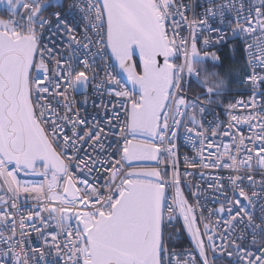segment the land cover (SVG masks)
I'll list each match as a JSON object with an SVG mask.
<instances>
[{"label": "snow or ice", "instance_id": "1", "mask_svg": "<svg viewBox=\"0 0 264 264\" xmlns=\"http://www.w3.org/2000/svg\"><path fill=\"white\" fill-rule=\"evenodd\" d=\"M0 4L9 13L0 18V264H264V0ZM49 8L60 9L52 13L66 37L59 51L43 40L52 25L45 17ZM241 36L251 69L245 83L253 94L227 109L242 106L247 114L231 115L223 131L219 123L205 128L211 98L227 87L224 76L207 67L222 66L220 52L209 49ZM189 78L204 88L207 104L198 107L200 97H186ZM89 86L113 98L95 105L106 113L102 121L80 116L75 94ZM88 103L85 96L80 105ZM181 129L198 154L185 157V164L230 172L233 198L215 181L210 187L228 207L207 217L199 194L191 204L180 186ZM110 134L118 159L100 155ZM221 137L230 140L218 142ZM164 156L172 161L170 179ZM145 161L156 166L133 164ZM76 171L106 178L89 184ZM20 172L44 179L21 181ZM29 198L37 204L29 206ZM180 220L195 255L169 253L167 229Z\"/></svg>", "mask_w": 264, "mask_h": 264}, {"label": "built area", "instance_id": "2", "mask_svg": "<svg viewBox=\"0 0 264 264\" xmlns=\"http://www.w3.org/2000/svg\"><path fill=\"white\" fill-rule=\"evenodd\" d=\"M183 2L191 3L192 0H183ZM199 2L200 0H196V3H199ZM0 10H3L1 9V6H0ZM58 10L60 9L49 8V10L45 13V17L52 21V25L50 27L46 26L45 29L43 30L44 43L49 48H52L54 51H59L63 49L66 43V37L63 35L62 30L56 29L55 27L56 20L52 16V13ZM201 11L202 10L200 8L196 9L197 17H199V14ZM187 15H188L189 20L193 18L192 13H188ZM7 17L9 18L8 12H7ZM74 23H77L80 29H82L85 26V23L80 21V18L78 16L76 17V20L74 21ZM218 26H220L218 22L216 24H213V27H218ZM180 35L184 37H187L189 35L186 27L181 28ZM204 35H209V33H204ZM211 35H214V33ZM229 36H231L230 31H229ZM236 40L239 41L241 48L243 50L248 71H247L246 76L242 80L243 84L245 85V90L241 95H239L234 101L231 102L232 104H235L237 101H243L247 103L249 101V98L253 94L251 86L248 83H245L246 77L251 71L248 65V55L245 50V47H246L245 38L241 36L240 38ZM231 41L232 40H229V42ZM251 42H252L251 40H247V43H251ZM198 47H201V44H198ZM222 49H211L210 48L209 50L210 51L217 50L220 52ZM66 54L67 53H65V55ZM180 62L182 61H177V63H180ZM257 71H260V70L257 69ZM185 88H186V92L184 94L189 99V101H193L195 100L196 97H200L201 99L197 101V106L199 107L201 105L207 104V97L205 96V90L195 81L194 78H189L185 81ZM262 91H264V89H262ZM85 96H87V99L89 101L86 107L80 105V102L85 99ZM215 98L216 96H213L211 98L212 103L208 105V110L203 115L205 128H209V122H211L212 126H215L217 123H219L220 124L219 130L223 131L226 128V126L229 124L231 115H246L247 114V112L242 106H238L235 109L228 110L227 104L225 105L223 103L217 102ZM110 99H113V98L107 96L106 94L101 95L99 93H96L92 86H89L86 93L78 92L77 94H75V100L77 102V107L80 108V116L82 118H88L89 121H91V118L93 116H95L97 119L102 121V118L106 115V113L104 112L102 108L96 107L95 105L101 104L102 101L103 103L107 104ZM261 99L264 100V98H261ZM107 115H111V113L108 112ZM241 127L243 128L245 135H248L247 127L246 126H241ZM184 135L185 134L183 132V129H181L180 138L177 140V155L179 159L176 165V168L178 169L180 176H181L180 186H181V189L183 190L184 196L188 199L189 203L191 204L196 203V199L193 197V193L195 192L199 194L200 205L203 207L204 215L207 217L209 215V210H211L212 212H215L217 209L220 208L222 204L225 206V208L228 207V204L225 201V196L221 195L220 192L215 187H210V185H212L215 181L219 180L221 183H223L225 195L229 199L233 198V193L230 190V185L227 179L230 172L228 169L204 167L203 164H200V163H197L195 167H192L189 164H185L184 162L185 157H187L191 161L193 160V158H198V154L196 150L191 146V144L185 142ZM209 135H210V132H209ZM229 140H230L229 137H221L218 142L227 143L229 142ZM116 145H117V138L110 134L105 140L104 152L100 153V155L106 156L107 154H111L113 157L118 159L119 153L115 151ZM197 147H199V143H197ZM88 151L92 152V149H88ZM97 152H99V149H97ZM207 155H208V152L206 150L204 152V156L207 157ZM162 158L167 163V168H168L167 175H168V178L170 179L172 175V171H173L171 158L167 156H164ZM160 167L163 169L165 165H160ZM186 173H189V174L186 175ZM75 175L80 179L87 180L89 184L102 183L103 179L106 178V175L101 176V174L98 171H93L91 174H88L86 171L85 172L76 171ZM256 178L259 179L260 178L259 175H257ZM18 179H20L21 181H41L44 178L41 176H36V175H25L23 172H20L18 174ZM245 187L247 188V184L245 185ZM27 203L29 206L37 204V202L32 200L31 198H29ZM212 219L216 220V219H219V217L213 216ZM177 226H179L180 228L184 230L185 234L188 236V241H190V245L188 248H183V249L174 248L172 246V243L170 242V239H168L167 246L169 249V253L170 254L175 253L176 255L181 256V257H186L188 253H192L193 255H195V249L190 240V237L185 231V229L182 227V220L169 225L167 232H169L170 230H172L173 228ZM239 231L240 229H238V232ZM232 238L235 239V234H233ZM31 242L32 243L36 242L35 234H33V240ZM219 242L220 241H218V243ZM229 250L231 251L232 249L230 248ZM45 251L47 250L45 249ZM208 256L210 259L213 256L210 250L208 251ZM197 260H199V257H197ZM217 264H229V261L225 259L223 261H217Z\"/></svg>", "mask_w": 264, "mask_h": 264}, {"label": "trees", "instance_id": "3", "mask_svg": "<svg viewBox=\"0 0 264 264\" xmlns=\"http://www.w3.org/2000/svg\"><path fill=\"white\" fill-rule=\"evenodd\" d=\"M1 6V5H0ZM0 14H4L0 10ZM222 66L212 67L207 65L209 71L219 72L227 81V87L223 94L216 96L215 100L223 104H230L245 90L243 79L247 74V63L241 45L238 40H232L221 51ZM170 242L174 248H188L190 241L184 230L179 226L168 232ZM181 249V250H182Z\"/></svg>", "mask_w": 264, "mask_h": 264}, {"label": "water", "instance_id": "4", "mask_svg": "<svg viewBox=\"0 0 264 264\" xmlns=\"http://www.w3.org/2000/svg\"><path fill=\"white\" fill-rule=\"evenodd\" d=\"M134 59H138L134 57ZM134 165L143 164L144 166H156L155 161H145V162H133Z\"/></svg>", "mask_w": 264, "mask_h": 264}, {"label": "rangeland", "instance_id": "5", "mask_svg": "<svg viewBox=\"0 0 264 264\" xmlns=\"http://www.w3.org/2000/svg\"><path fill=\"white\" fill-rule=\"evenodd\" d=\"M1 9H3V12L4 14H0V18H3V19H8L7 17V9H6V6L4 4H1ZM187 236V235H186ZM188 237V236H187Z\"/></svg>", "mask_w": 264, "mask_h": 264}]
</instances>
